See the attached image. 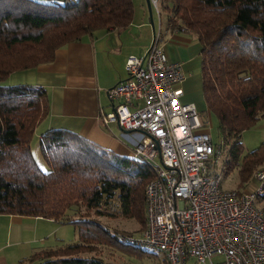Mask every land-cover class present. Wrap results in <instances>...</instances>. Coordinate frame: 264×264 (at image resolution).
Instances as JSON below:
<instances>
[{
    "label": "trees",
    "instance_id": "16d2710c",
    "mask_svg": "<svg viewBox=\"0 0 264 264\" xmlns=\"http://www.w3.org/2000/svg\"><path fill=\"white\" fill-rule=\"evenodd\" d=\"M158 10L171 29L191 32L202 47V95L227 147L224 171L235 168L244 186L264 166V139L239 159L242 132L264 117V0H158ZM133 14V0H0V214L72 223L78 234L77 241L37 249L19 264H103L96 253L102 246L110 249L108 262L118 264L113 248H141L86 216L102 214V202L116 198L120 215L142 230L150 165L48 129L39 137L48 169H40L30 140L48 113L46 90L2 85L10 73L52 61L56 49L84 35L127 27Z\"/></svg>",
    "mask_w": 264,
    "mask_h": 264
},
{
    "label": "built area",
    "instance_id": "2783aa9c",
    "mask_svg": "<svg viewBox=\"0 0 264 264\" xmlns=\"http://www.w3.org/2000/svg\"><path fill=\"white\" fill-rule=\"evenodd\" d=\"M150 2L157 10L158 0ZM159 41L158 27L143 55L126 57V78L107 90L112 110L100 113L103 124L140 135L132 157L154 172L145 186L144 228L118 237L162 251L167 264H264V169L253 172V191L222 186L221 147L203 130L196 105L180 102L184 72Z\"/></svg>",
    "mask_w": 264,
    "mask_h": 264
},
{
    "label": "crops",
    "instance_id": "0c3cea01",
    "mask_svg": "<svg viewBox=\"0 0 264 264\" xmlns=\"http://www.w3.org/2000/svg\"><path fill=\"white\" fill-rule=\"evenodd\" d=\"M64 1L47 0L60 4ZM148 1L153 27L146 0H133L134 14L127 27L95 30L78 41L56 49L52 61L14 71L2 82L4 86L28 84L45 88L48 113L39 122L44 123L42 132L45 129H65L116 154L132 156V148L140 135L125 131L113 123L103 124L100 113L112 110L107 90L126 78V57L130 54L143 55L153 31L158 27L159 45L167 60L179 62L184 72V79L180 83L183 92L180 102H192L200 110L197 93H202V47L191 32L171 29L167 18L163 26L161 13ZM259 121L264 123V117ZM37 219L42 217L0 214V251L7 240L15 242V246L25 242L32 249L36 248L40 241H36L33 235L25 239V233H36L34 220ZM0 264H9L3 254H0Z\"/></svg>",
    "mask_w": 264,
    "mask_h": 264
},
{
    "label": "rangeland",
    "instance_id": "374dc122",
    "mask_svg": "<svg viewBox=\"0 0 264 264\" xmlns=\"http://www.w3.org/2000/svg\"><path fill=\"white\" fill-rule=\"evenodd\" d=\"M167 14L161 11V21L163 22V26L166 22ZM158 19V18H157ZM158 27V23L156 25ZM164 28V27H163ZM156 29V28H155ZM152 40V38H151ZM151 43V42H150ZM200 71V69H199ZM197 97L201 103V107L198 108L199 118L203 125V130H206L211 136L212 142L214 144V148L221 147L220 149V157L217 162V171L222 176V186L224 188H237L240 191L251 190L253 191L257 182L254 178H250L249 181L244 186H239V177L236 169L229 171L226 173L224 171V163L229 158H227V147L222 140V134L220 129L218 128V120L216 116L211 113L206 104L204 103L203 95L200 92L197 93ZM262 119V118H260ZM259 119V120H260ZM258 120V121H259ZM256 121L254 125L246 129L241 134V142H242V150L239 159L245 155L247 152L256 148L259 143L264 139V123L263 121ZM44 129V123L39 124L36 127L35 132L33 134L32 139L30 140V148L33 154V158L36 161L38 167L42 170H47L48 165L44 160L40 148H39V137L46 130L42 132ZM261 205H264V201L260 200ZM100 210L103 211L102 214H95L93 212H89V216H86L89 219H94L98 223L108 227L112 231L116 232H127L129 234H133L134 232H138L139 224L134 219H126L122 217L118 211V201L116 198L111 199L109 202L105 203L104 201L100 205ZM87 215V214H86ZM74 219L81 218L80 214L77 213L71 214ZM92 218H91V217ZM37 225L36 233L28 232L25 233V239L31 238L32 235L35 236L36 241H40L39 245L36 248H31L29 243H21L20 245L15 246V242L7 240L5 242V246H3V250L0 251V254L5 256L6 260L9 264H19L20 259L28 258L30 254L37 249L41 248H56L68 243H72L78 240L77 230L72 223H59L50 222L48 219H37L34 220ZM97 252L101 257H103L106 261H111L109 259L110 249L105 248L104 246L97 248ZM114 256L117 258L120 264H167L165 255L162 251L151 248H135L129 245L123 247H117L112 249ZM95 253L94 251L91 253ZM84 254H90L85 252ZM113 256V257H114ZM219 258H214L216 261ZM11 261V262H10ZM37 261L26 264H36ZM118 263V264H119ZM187 264H203L196 263L194 259H189ZM204 264H209L207 261Z\"/></svg>",
    "mask_w": 264,
    "mask_h": 264
},
{
    "label": "water",
    "instance_id": "95a60500",
    "mask_svg": "<svg viewBox=\"0 0 264 264\" xmlns=\"http://www.w3.org/2000/svg\"><path fill=\"white\" fill-rule=\"evenodd\" d=\"M146 2H147V6H148V10H149V14H150V24H151V26L153 27V22H152V18H151V11H150V3H149L148 0H146Z\"/></svg>",
    "mask_w": 264,
    "mask_h": 264
},
{
    "label": "snow or ice",
    "instance_id": "6c2138e0",
    "mask_svg": "<svg viewBox=\"0 0 264 264\" xmlns=\"http://www.w3.org/2000/svg\"><path fill=\"white\" fill-rule=\"evenodd\" d=\"M42 2H45V3H46V2H47V0H42Z\"/></svg>",
    "mask_w": 264,
    "mask_h": 264
}]
</instances>
